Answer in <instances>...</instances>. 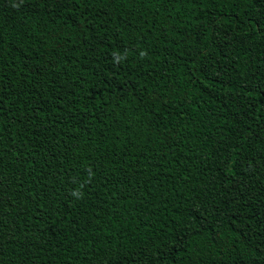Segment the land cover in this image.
<instances>
[{
  "label": "trees",
  "instance_id": "1",
  "mask_svg": "<svg viewBox=\"0 0 264 264\" xmlns=\"http://www.w3.org/2000/svg\"><path fill=\"white\" fill-rule=\"evenodd\" d=\"M0 264H264V0H0Z\"/></svg>",
  "mask_w": 264,
  "mask_h": 264
}]
</instances>
